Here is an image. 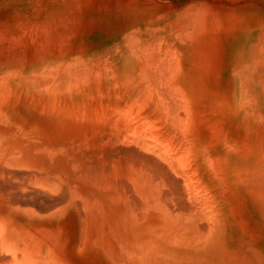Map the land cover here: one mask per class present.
<instances>
[{"label": "bare ground", "instance_id": "1", "mask_svg": "<svg viewBox=\"0 0 264 264\" xmlns=\"http://www.w3.org/2000/svg\"><path fill=\"white\" fill-rule=\"evenodd\" d=\"M205 9L125 31L94 64L0 62V264H264L229 206L238 189L264 211V18ZM217 58L243 142L201 139L188 107Z\"/></svg>", "mask_w": 264, "mask_h": 264}, {"label": "rangeland", "instance_id": "2", "mask_svg": "<svg viewBox=\"0 0 264 264\" xmlns=\"http://www.w3.org/2000/svg\"><path fill=\"white\" fill-rule=\"evenodd\" d=\"M222 7H244V11L253 17L255 15L256 19L264 18V0H0V62L4 63L10 57L15 62L14 66L23 67L28 62L30 66H38L49 63L42 60L47 55L57 57L56 63H59L78 52L87 64H94L96 62L89 63V60L106 55V47L117 46L125 31L156 23L157 18L174 25L178 13L189 8H194V12L199 11L198 8H206L214 13ZM209 50L210 46L202 54V59H196L197 62L203 61L204 70L212 62V50L208 54ZM214 64L217 70L203 71L202 77L188 80L189 84L196 85L197 101L195 105L188 106L197 123L195 129L203 136L201 139L218 140L219 136H228L243 142L245 133L237 125L229 123V118L222 111L224 107L217 101L222 100L224 105L225 101L229 103L232 99L233 85L229 81V71H225L222 59L217 58ZM238 159L236 157L233 161L234 167L239 165L236 163ZM237 192L229 203L237 221L232 230L233 238L241 249H256L264 245L262 200L238 189ZM65 233L63 230L64 236ZM67 233L71 235L69 231ZM253 256L256 254L253 253Z\"/></svg>", "mask_w": 264, "mask_h": 264}]
</instances>
